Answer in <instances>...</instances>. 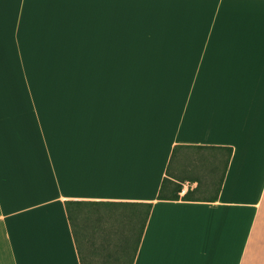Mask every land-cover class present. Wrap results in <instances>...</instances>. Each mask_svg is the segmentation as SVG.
Here are the masks:
<instances>
[{
    "label": "crops",
    "instance_id": "1",
    "mask_svg": "<svg viewBox=\"0 0 264 264\" xmlns=\"http://www.w3.org/2000/svg\"><path fill=\"white\" fill-rule=\"evenodd\" d=\"M55 51L133 63L47 121L4 63ZM176 145L233 148L217 200L158 198ZM68 201L153 203L134 264H264V0H0V264H81Z\"/></svg>",
    "mask_w": 264,
    "mask_h": 264
},
{
    "label": "trees",
    "instance_id": "2",
    "mask_svg": "<svg viewBox=\"0 0 264 264\" xmlns=\"http://www.w3.org/2000/svg\"><path fill=\"white\" fill-rule=\"evenodd\" d=\"M232 147L176 145L159 199L215 201ZM185 182L197 186L181 195ZM81 264H134L153 203L66 202Z\"/></svg>",
    "mask_w": 264,
    "mask_h": 264
},
{
    "label": "rangeland",
    "instance_id": "3",
    "mask_svg": "<svg viewBox=\"0 0 264 264\" xmlns=\"http://www.w3.org/2000/svg\"><path fill=\"white\" fill-rule=\"evenodd\" d=\"M57 46H55L56 48ZM86 53L49 52L38 54L36 63H4L5 91L15 92L21 98V106L41 111V118L47 121L60 118L63 95L69 92L70 102H77L79 86L82 91L93 89V81L85 79L93 76L88 72L97 66L98 76L109 75V69L116 70L126 66L123 63L133 61H98L87 60ZM52 59L50 61H44ZM81 63H88L87 67ZM95 63V64H94ZM103 83L98 82L101 90Z\"/></svg>",
    "mask_w": 264,
    "mask_h": 264
}]
</instances>
